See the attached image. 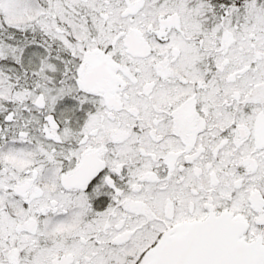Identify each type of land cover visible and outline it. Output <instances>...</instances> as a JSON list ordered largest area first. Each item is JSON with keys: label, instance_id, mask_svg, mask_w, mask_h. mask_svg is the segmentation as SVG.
<instances>
[{"label": "snow or ice", "instance_id": "1", "mask_svg": "<svg viewBox=\"0 0 264 264\" xmlns=\"http://www.w3.org/2000/svg\"><path fill=\"white\" fill-rule=\"evenodd\" d=\"M0 264H264V0H0Z\"/></svg>", "mask_w": 264, "mask_h": 264}]
</instances>
